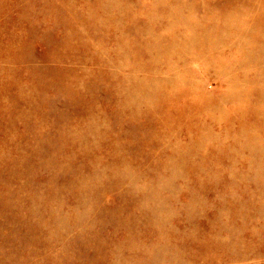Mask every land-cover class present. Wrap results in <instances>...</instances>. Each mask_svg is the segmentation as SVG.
<instances>
[{
  "label": "rangeland",
  "instance_id": "obj_1",
  "mask_svg": "<svg viewBox=\"0 0 264 264\" xmlns=\"http://www.w3.org/2000/svg\"><path fill=\"white\" fill-rule=\"evenodd\" d=\"M0 264H264V0H0Z\"/></svg>",
  "mask_w": 264,
  "mask_h": 264
}]
</instances>
